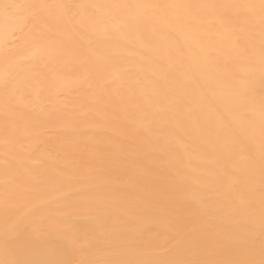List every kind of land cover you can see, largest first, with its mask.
<instances>
[{
	"label": "bare ground",
	"instance_id": "6f19581e",
	"mask_svg": "<svg viewBox=\"0 0 264 264\" xmlns=\"http://www.w3.org/2000/svg\"><path fill=\"white\" fill-rule=\"evenodd\" d=\"M0 264H264V0H0Z\"/></svg>",
	"mask_w": 264,
	"mask_h": 264
}]
</instances>
